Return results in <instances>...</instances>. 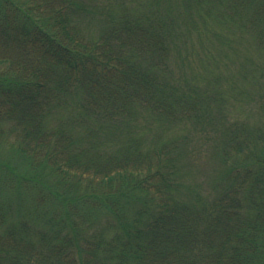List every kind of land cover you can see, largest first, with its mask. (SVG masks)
<instances>
[{"label": "trees", "instance_id": "trees-1", "mask_svg": "<svg viewBox=\"0 0 264 264\" xmlns=\"http://www.w3.org/2000/svg\"><path fill=\"white\" fill-rule=\"evenodd\" d=\"M181 3L215 33L264 31V0ZM173 9L0 0V143L19 156L0 161V264H264V99L257 124L215 106L225 169L184 189L164 132L213 120L169 80L171 44L191 33Z\"/></svg>", "mask_w": 264, "mask_h": 264}, {"label": "rangeland", "instance_id": "rangeland-1", "mask_svg": "<svg viewBox=\"0 0 264 264\" xmlns=\"http://www.w3.org/2000/svg\"><path fill=\"white\" fill-rule=\"evenodd\" d=\"M123 1L128 6L154 9V13L165 9L172 10L174 7L175 18L179 20L175 25L176 29L184 33L186 27L191 29L190 34L178 36L179 39L182 38L181 41L178 39L175 45L171 44L174 49L169 54L168 65L172 73V79L169 80L176 84L188 82L193 85L196 90H193L189 97L193 93L196 102L204 100L201 103L205 105L202 113L208 114L209 112V118L213 121L202 123V120L197 119L193 120L194 122L181 124L177 128L167 126L164 137L174 136L183 164L186 166V163H189V167L183 168V181L186 183L183 184L186 186L183 188L188 189L187 187L197 185L207 190L212 178L226 166L219 159L222 135L219 121L216 120L218 106L217 111L215 106L225 105L221 107L226 111L229 123L246 120L257 124L262 121L263 115L257 110V105H262L264 99L262 98L264 93V31L261 34L259 30H256V36L248 33L242 38L239 29L233 26L236 24L231 20L232 23L230 22L228 30L219 26L223 34L215 33L217 27L209 30L206 26V23L210 27L215 23L209 17L200 18L199 13L188 10L186 5L181 3L182 0H154L153 4L147 8V0ZM160 1L162 2L159 3ZM175 2L178 3L176 7ZM192 20L195 24L197 22L196 25L201 28V34L193 29V25L190 24ZM91 26L94 27V25ZM4 66L6 63L0 62V69ZM179 87L181 91L187 89V87ZM213 91L217 92L214 93L215 99L222 97V100H215L208 95ZM207 105L213 106L207 107ZM149 136L152 137L151 134ZM10 152V146L0 143V161L17 162L19 156ZM8 173L13 174L9 168H4L0 164V193L6 196L10 195V188L7 189L5 185Z\"/></svg>", "mask_w": 264, "mask_h": 264}]
</instances>
